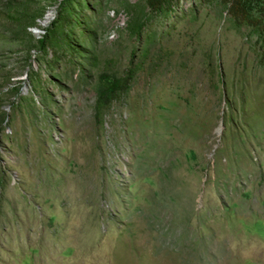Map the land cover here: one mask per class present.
I'll return each mask as SVG.
<instances>
[{
  "label": "rangeland",
  "instance_id": "obj_1",
  "mask_svg": "<svg viewBox=\"0 0 264 264\" xmlns=\"http://www.w3.org/2000/svg\"><path fill=\"white\" fill-rule=\"evenodd\" d=\"M0 264H264L258 4L0 0Z\"/></svg>",
  "mask_w": 264,
  "mask_h": 264
},
{
  "label": "trees",
  "instance_id": "obj_2",
  "mask_svg": "<svg viewBox=\"0 0 264 264\" xmlns=\"http://www.w3.org/2000/svg\"><path fill=\"white\" fill-rule=\"evenodd\" d=\"M254 3L258 4V7L261 9V11L264 14V0H253ZM116 84L114 83L112 86H110L106 91V96H110V94L115 90Z\"/></svg>",
  "mask_w": 264,
  "mask_h": 264
}]
</instances>
